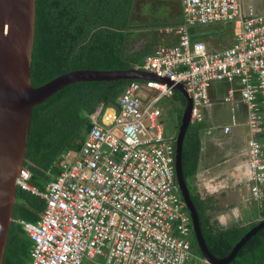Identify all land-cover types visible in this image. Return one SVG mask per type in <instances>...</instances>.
<instances>
[{
	"label": "built area",
	"instance_id": "1",
	"mask_svg": "<svg viewBox=\"0 0 264 264\" xmlns=\"http://www.w3.org/2000/svg\"><path fill=\"white\" fill-rule=\"evenodd\" d=\"M182 17L165 27L140 67L183 84L193 119L205 118L215 83H225L230 133L243 111L249 195L264 205V12L245 0H180ZM222 24L232 43L210 49L198 27ZM228 26V27H227ZM166 32V33H164ZM149 96L140 102V90ZM168 82L132 81L118 107L100 105L80 148L58 158L45 188L21 168L18 185L46 202L35 221L17 219L32 239L28 264H207L194 248L190 215L176 180L174 138L165 134ZM143 103V104H142ZM101 259V261H99Z\"/></svg>",
	"mask_w": 264,
	"mask_h": 264
},
{
	"label": "trees",
	"instance_id": "2",
	"mask_svg": "<svg viewBox=\"0 0 264 264\" xmlns=\"http://www.w3.org/2000/svg\"><path fill=\"white\" fill-rule=\"evenodd\" d=\"M136 0H36L35 41L31 81L40 86L53 78L78 69L122 70L143 65L156 38L140 48L130 49L140 38L135 30ZM136 6V7H135ZM179 20L155 22V26L176 25ZM208 33V32H207ZM134 79L78 81L65 85L33 107L25 165L32 183L44 189L52 175L59 173L56 161L68 148H79L93 121L86 115L99 104H114ZM139 81H142L139 79ZM180 124L187 105L183 93L171 98ZM206 122L189 125L183 146V173L199 212L200 226L211 252L227 256L254 225L216 228L206 211L214 209L213 198H202L194 184L202 132ZM52 174V175H50ZM42 177V178H41ZM43 179V180H42ZM14 218L35 221L45 200L18 188ZM191 221V218L189 219ZM31 238L20 223L12 222L3 264H27L31 258ZM200 252V251H199ZM229 264H264V227L239 249Z\"/></svg>",
	"mask_w": 264,
	"mask_h": 264
},
{
	"label": "water",
	"instance_id": "3",
	"mask_svg": "<svg viewBox=\"0 0 264 264\" xmlns=\"http://www.w3.org/2000/svg\"><path fill=\"white\" fill-rule=\"evenodd\" d=\"M36 0H0V264H3L8 237L14 218L17 177L26 161L32 111L36 104L51 97L67 84L78 81L151 79L154 75L136 67L122 70L78 69L63 73L47 83L34 86L31 63L35 41ZM177 88L185 93L182 86ZM186 94V93H185ZM176 139L177 179L191 212L197 244L213 264H229L242 245L264 226L251 229L226 257L218 258L209 250L200 227L199 213L183 173V146L191 121V98ZM171 134V129H166Z\"/></svg>",
	"mask_w": 264,
	"mask_h": 264
},
{
	"label": "crops",
	"instance_id": "4",
	"mask_svg": "<svg viewBox=\"0 0 264 264\" xmlns=\"http://www.w3.org/2000/svg\"><path fill=\"white\" fill-rule=\"evenodd\" d=\"M245 2L252 3L258 11L264 12V0H245ZM215 97L216 96L214 95V98ZM219 103L214 102V105H218ZM210 116L211 114L209 112L208 120L213 126L219 127L230 122L229 120L227 122L215 123V120L211 119ZM243 122L244 115L241 114L240 124L233 127L230 133L226 134L220 128H218V131L214 133H208V131L207 133H204L203 130L204 134L203 137H201L202 145L200 149L199 164L195 181L198 183L199 190V184L203 183H205L209 188L211 195L206 194V196L211 197L213 195L215 197L212 198L214 203L218 205V208L212 212L207 210L206 213H209L211 217L213 216V223H215L216 226L218 224L223 226L222 228L234 226L245 227L254 224V222L257 224L264 221L263 206L259 207L258 205H255L252 200H247L249 195V169L243 150L246 146L248 131L246 130L245 125L242 124ZM224 156L230 157L224 161V163H227V165L225 166L224 172L222 171L220 174L219 172L215 171L221 162L216 161L221 160V158ZM231 157L233 158L229 162ZM209 168H211V170ZM214 172V178H207V176L212 175ZM226 175H228V181L223 182L224 178L222 179V177ZM240 203L241 207L239 206ZM253 206L256 207L255 211L252 209ZM250 207L251 210L248 209ZM214 213L216 216H214Z\"/></svg>",
	"mask_w": 264,
	"mask_h": 264
},
{
	"label": "rangeland",
	"instance_id": "5",
	"mask_svg": "<svg viewBox=\"0 0 264 264\" xmlns=\"http://www.w3.org/2000/svg\"><path fill=\"white\" fill-rule=\"evenodd\" d=\"M135 3L137 5V12H138L137 16L135 17L136 20H134L135 24L142 23V26H143L141 29H138L135 31H137L136 34L140 35L141 36L140 38L143 37V39H138L136 41H133L132 44L129 46L131 50L135 48H140L141 46L144 45L145 41L150 40L152 37L155 38L158 35L160 36L161 30H157V29H161V28L155 29L153 26L147 25L149 21L150 23L158 22V21H172V20H177L181 16V11H180L181 8H180L179 0H136ZM221 26L223 25L217 23V24H212L210 26H201L197 28V31H199V33L203 31L208 32L206 43L210 49H213V48L219 49L222 47V45H220L217 42V38L218 40L225 39L223 44H230L233 42L231 36L228 37V35H230V32L225 33V34L221 33V28H222ZM156 41H158V37L156 38ZM142 95L144 96V94ZM222 97H223L222 94H218V97L215 98L214 101L218 103L220 101V103L218 105L216 104L217 107L216 105H213L209 109V112L211 114L210 117L211 119L215 120L214 121L215 123L227 122L231 119L230 105L224 102L222 100ZM164 113H165L164 120H165L166 127H170L172 129L173 134L176 135L178 132V128L180 126V120H179L178 114L175 113L174 106L168 102L166 104L164 103ZM241 114H243V111H240L239 115ZM216 131L218 130H214V132ZM229 157L230 156H224L223 158H221V160L216 161V162H221V163L216 168L217 170L215 172H219V173L222 171L224 172L225 166L227 165V163H224V161H226V159H228ZM232 158L233 157L229 159V162L232 160ZM209 169L211 170V168ZM215 172L212 175L207 176V178H214L213 176ZM227 176L228 175L222 177V179L224 178L223 182L228 181ZM199 185H200L199 191L202 197L207 198L208 196H206V194L211 195L210 190L206 186L205 183L199 184ZM212 197L214 196L212 195L211 198ZM239 206L241 207V203L239 204ZM248 209L251 210V207ZM252 209L255 211L256 207L253 206ZM214 216H216L215 213H214ZM99 261H101V259H99ZM83 264H97V263L95 262V260L86 258Z\"/></svg>",
	"mask_w": 264,
	"mask_h": 264
},
{
	"label": "clouds",
	"instance_id": "6",
	"mask_svg": "<svg viewBox=\"0 0 264 264\" xmlns=\"http://www.w3.org/2000/svg\"><path fill=\"white\" fill-rule=\"evenodd\" d=\"M179 4H180V11H182V6H181V3H180V0H179ZM181 15H182V13H181ZM181 17L182 16H180V18H178L177 20H180L181 19ZM172 21H175V20H172ZM158 22H165V21H158ZM166 22H168V21H166ZM153 23H155V22H153ZM153 23H150V21H149V23L147 24V25H150V26H153L155 29H157V28H161V29H157V30H161V32L160 33H162V31L164 30V28L165 27H167V26H169V25H171V24H166V25H164V26H155V25H153ZM159 33V34H160ZM221 33H224L225 34V31H221ZM230 35H228V37H229ZM155 38H157V37H155ZM224 40L225 39H223V40H221V39H219L218 40V38H217V42L218 43H223L224 42ZM155 42H157V41H155ZM154 45V44H153ZM144 63H145V61H144ZM143 63V64H144ZM141 65H137V66H135L136 68H138V69H140V70H143V71H145V72H147V73H150V74H152V75H154V78H151V79H140V80H142V81H139V79H134V80H132V81H139V82H141V83H146L147 81H149V80H153V81H160V82H168L169 84H171V85H173V88H174V91H173V94L172 95H170V96H168V97H166V98H164L163 99V101H162V106H163V109H164V103L166 104L167 102L168 103H171L173 106H174V103H172L171 102V98L174 96V93H175V91L176 90H179L178 88H177V86H182L183 88H184V90H185V93L186 94H188V96L191 98V95H190V93L188 92V90L186 89V87L183 85V84H180V83H175V82H172V81H170L169 79H167V78H162V77H159L158 75H156L155 73H153V72H151V71H149V70H145V69H143V68H141L140 67ZM134 68V67H133ZM126 88V87H125ZM124 88V89H125ZM214 88H215V90L214 91H212L211 92V98H212V104L211 105H209L208 107H206V109H205V118H204V120L203 121H200V122H206L207 123V125L205 126V128H204V133H207V131H208V129H209V127H211V126H213L212 124H210L209 123V120H208V117H209V107H211V106H213L214 105V99L215 98H217L218 97V94H222L223 96H224V93H225V90H226V88H227V85L225 84V83H215L214 84ZM124 89H123V91H124ZM123 91L121 92V94L123 93ZM182 92V91H181ZM183 93V92H182ZM185 93H183L184 95H185V97H186V94ZM216 96L215 98H214V95ZM121 94L117 97V100H116V103H114V104H99L98 106H100V105H103L104 107H108V106H112V107H118V105H119V103H118V98L121 96ZM142 94H144V96L142 95ZM149 96V90L148 89H144V90H140V92H139V98H140V102L141 101H145L146 99H147V97ZM186 99H187V97H186ZM222 100H223V97H222ZM143 104V103H142ZM187 105H188V101H187ZM187 105H186V107H187ZM192 98H191V109H190V112H191V121H190V124H193V123H197L198 121H196V120H194L193 119V116H192ZM97 106V107H98ZM97 107L95 108V110H93V111H91V112H86V115L88 116V114L89 113H92V112H94V111H96V109H97ZM175 107V106H174ZM185 107V108H186ZM174 110H175V108H174ZM184 111H185V109H184ZM175 113L177 114V112H176V110H175ZM183 114H184V112H183ZM164 116H165V113H163V115H162V121H163V123H164V125H165V118H164ZM89 117V116H88ZM90 118V117H89ZM182 118H183V115H182ZM239 121H240V119H239ZM182 123V122H181ZM180 126H181V124H180ZM180 126H179V128H178V130L180 129ZM167 128H170V127H166V125H165V134H166V129ZM189 128V127H188ZM171 129V128H170ZM188 130V129H187ZM214 130H217V129H214ZM214 130H213V133H214ZM186 133H187V131H186ZM203 132H202V137H203V134H204ZM167 135V134H166ZM177 135H178V132H177V134L176 135H174L173 134V132H172V129H171V134L170 135H167V136H171V137H173L174 138V141H175V147H176V139H177ZM246 140H247V138H246ZM81 146V145H80ZM73 148H75V147H73ZM80 148V147H79ZM64 152V151H63ZM62 152V153H63ZM61 153V154H62ZM60 154V155H61ZM59 155V156H60ZM59 158V157H58ZM175 159H176V156H175ZM57 161H58V159H57ZM57 161H56V163H57ZM24 166H27V165H25V162H24ZM23 166V167H24ZM28 167V166H27ZM31 171V170H30ZM32 173V172H31ZM50 175H52V174H50ZM19 176V175H18ZM52 177H53V175H52ZM17 179H18V177H17ZM52 179V178H51ZM32 178L30 179V183H32ZM176 180H177V183H178V179H177V168H176ZM186 180V179H185ZM195 180H196V178H195ZM194 180V184L197 186V191L200 193V191H199V187H198V183H196V181ZM49 181V180H48ZM187 182V181H186ZM33 184V183H32ZM188 184V183H187ZM35 185V184H34ZM37 186V185H36ZM178 186H179V193H180V196H181V200H182V205H183V208H184V210H186L188 213H189V215H190V218H191V225H192V240H193V244H194V248L196 249V251H197V253L199 254V256L200 257H202L204 260H206V262H207V264H213V263H211L203 254H202V252H201V250H200V248H199V246H198V244H197V240H196V235H195V231H194V226H193V220H192V216H191V212H190V210H189V208H188V206H187V204H186V202H185V200H184V197H183V195H182V192H181V188H180V185H179V183H178ZM17 187L18 188H21L19 185H18V182H17ZM39 187V186H38ZM189 187V186H188ZM40 188V187H39ZM22 189V188H21ZM24 190V189H23ZM28 191V190H27ZM190 191V190H189ZM190 194H191V192H190ZM200 195H201V193H200ZM201 197H202V195H201ZM192 198V197H191ZM202 198H204V197H202ZM208 198V197H207ZM207 198H205V199H207ZM193 200V199H192ZM245 201H247V200H245ZM249 201V200H248ZM194 202V201H193ZM252 202H254V201H252ZM251 203V202H250ZM255 203V205H258L259 207H262L259 203H257V202H254ZM194 204H195V202H194ZM215 204V208L214 209H212V208H209L208 210L209 211H215L217 208H218V205L216 204V203H214ZM197 208V207H196ZM263 208H264V205H263ZM198 210V209H197ZM199 213V212H198ZM207 215H209V213H207ZM212 215V214H211ZM210 216V215H209ZM18 219H24V218H21V217H18ZM199 219H200V217H199ZM210 219H211V221H210V223H212L216 228H219V229H221L222 228V226H220V225H218L217 224V226H216V224L215 223H213V216L211 217L210 216ZM14 221V220H13ZM12 221V222H13ZM260 223H257V224H255V222H254V225L252 226V229L254 228V227H256L257 225H259ZM201 227V226H200ZM262 227H264V226H262ZM261 227V228H262ZM23 228V227H22ZM225 228H228V227H225ZM261 228H259L258 230H257V232L261 229ZM251 230V228L249 229V231ZM202 231V230H201ZM248 231V232H249ZM247 232V233H248ZM256 232V233H257ZM246 233V234H247ZM255 233V234H256ZM202 234H203V232H202ZM245 234V235H246ZM255 234H253V235H255ZM244 235V236H245ZM252 235V236H253ZM204 236V235H203ZM243 236V237H244ZM251 236V237H252ZM242 237V238H243ZM250 237V238H251ZM249 238V239H250ZM205 239V238H204ZM248 239V240H249ZM32 240V239H31ZM247 240V241H248ZM206 241V240H205ZM246 241V242H247ZM240 242V241H239ZM238 242V243H239ZM245 242V243H246ZM32 243H33V241H32ZM207 243V242H206ZM244 243V244H245ZM243 244V245H244ZM242 245V246H243ZM236 246V245H235ZM209 248V247H208ZM241 249V248H240ZM210 250V249H209ZM200 251V252H199ZM211 251V250H210ZM231 253V252H230ZM213 254V253H212ZM217 257V256H216ZM226 257V256H225ZM218 258H220V257H218ZM223 258V257H222ZM31 259V258H30ZM30 261V260H29ZM28 261V262H29ZM28 264V263H27Z\"/></svg>",
	"mask_w": 264,
	"mask_h": 264
},
{
	"label": "bare ground",
	"instance_id": "7",
	"mask_svg": "<svg viewBox=\"0 0 264 264\" xmlns=\"http://www.w3.org/2000/svg\"><path fill=\"white\" fill-rule=\"evenodd\" d=\"M28 169H29V167H28ZM29 170H30V169H29ZM40 189H42V188H40ZM17 219H18V217H17V218H13L14 221H16L17 223H19V222L17 221Z\"/></svg>",
	"mask_w": 264,
	"mask_h": 264
}]
</instances>
